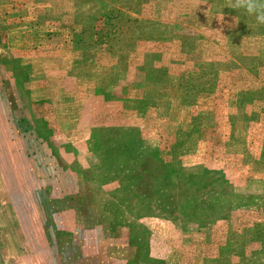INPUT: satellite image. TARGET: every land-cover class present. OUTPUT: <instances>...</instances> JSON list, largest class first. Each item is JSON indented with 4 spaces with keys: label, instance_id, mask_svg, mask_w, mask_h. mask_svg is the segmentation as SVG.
Masks as SVG:
<instances>
[{
    "label": "rangeland",
    "instance_id": "374dc122",
    "mask_svg": "<svg viewBox=\"0 0 264 264\" xmlns=\"http://www.w3.org/2000/svg\"><path fill=\"white\" fill-rule=\"evenodd\" d=\"M4 134L0 264H264V0H0Z\"/></svg>",
    "mask_w": 264,
    "mask_h": 264
},
{
    "label": "crops",
    "instance_id": "0c3cea01",
    "mask_svg": "<svg viewBox=\"0 0 264 264\" xmlns=\"http://www.w3.org/2000/svg\"><path fill=\"white\" fill-rule=\"evenodd\" d=\"M134 69V66H133ZM132 70V69H131ZM185 75V74H184ZM2 142H12V137H10L9 134H4L2 135L1 139ZM10 150L13 151V149H10L9 145H4L3 147L0 149V163L2 166L5 167L6 164L10 163L13 165L14 161H15V157H13V152L10 153ZM13 171V175L14 173H16V177L14 175V178H16V182L18 181V172L16 169V166L14 165L13 167L10 168ZM8 172V176H7V183L9 187H12L14 184H11L12 182V177L9 174V171H6V173ZM3 173L5 175V171L3 170ZM4 180H5V176H3ZM11 190V188H10ZM13 194V192H11ZM1 204H6L7 202L1 201ZM6 227L11 226V232H8L5 229H2L1 232V242H2V251L3 252H8L10 253V250L12 248H17V250L19 251V253H21L22 256L24 255H28V254H32V252L34 253L35 248L34 246V240L32 238V236H28L27 234V228L22 227V229H17L16 227H14L13 225H4ZM9 235H11V237H9ZM33 245V246H32ZM9 250V251H8ZM11 262L13 264H17L15 263V259H11Z\"/></svg>",
    "mask_w": 264,
    "mask_h": 264
}]
</instances>
